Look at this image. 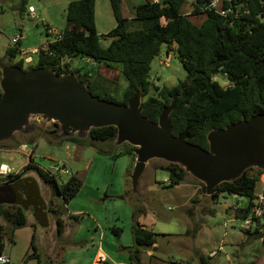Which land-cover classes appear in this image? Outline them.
Returning <instances> with one entry per match:
<instances>
[{"label": "rangeland", "instance_id": "rangeland-1", "mask_svg": "<svg viewBox=\"0 0 264 264\" xmlns=\"http://www.w3.org/2000/svg\"><path fill=\"white\" fill-rule=\"evenodd\" d=\"M71 1L75 0H26L25 10L21 11L20 0H0V70L15 64L20 56L32 58L31 63L22 59L23 70L29 65L35 66L37 56L33 51L44 47L64 30L66 7ZM140 2L121 0V14L127 22L134 16L133 6ZM193 2L185 0L181 13L189 15ZM94 4L96 33L106 35L115 26L109 2L94 0ZM28 7L33 8L36 19L31 18ZM203 18L192 16L191 20L198 25ZM46 26L55 35H48ZM19 34L22 40L18 47L24 54L9 60L6 50L14 46L11 40ZM100 42L107 47L110 40L102 38ZM165 59L166 46L162 45L160 55L151 63L150 95L155 87H172L186 77L174 52H170L163 63ZM70 65L72 71L97 67L87 59L73 60ZM98 71L116 82L117 95L121 96L126 80L118 71L105 66H99ZM214 79L222 87L228 84L222 75ZM53 124L31 118L22 132L0 144V163L16 174L26 168L32 155L33 162L43 170L52 171L56 167L67 170L66 174L55 173L59 183L73 174L81 179L82 186L68 204H63L33 171L24 170L23 177L36 181L44 208L33 211L30 205L25 211V224L12 229L0 220L5 228L2 254L9 258L10 264H107L111 261L128 264V254L123 248L133 243L131 229L135 220L157 234L152 248H157V255L166 264H264L262 238L246 235L242 221L233 215L236 206L248 203L246 198L221 193L212 199L201 191L200 182L190 174L180 184L170 187L164 182L169 180V175L161 169L167 163L158 159L146 163L133 189L130 182L136 161L133 146L116 145V139L94 142L83 148L65 146L67 143L58 140L60 132H56ZM30 140L35 141L36 146ZM130 148H133L131 156L123 154ZM113 154L118 156L113 158ZM263 180L264 174L257 190ZM47 206L55 212L60 208L57 214L63 223L61 234L56 230L54 216L45 211ZM258 229L263 234L262 229ZM98 250L104 252V262L95 256ZM211 252H215L212 257ZM140 259L143 264H149L142 253Z\"/></svg>", "mask_w": 264, "mask_h": 264}, {"label": "trees", "instance_id": "trees-1", "mask_svg": "<svg viewBox=\"0 0 264 264\" xmlns=\"http://www.w3.org/2000/svg\"><path fill=\"white\" fill-rule=\"evenodd\" d=\"M25 1L20 0L21 11L25 10ZM184 1H145L135 6L133 18L127 22L121 14V0H108L115 26L106 35L100 36L95 30L94 0L71 1L66 7L64 30L58 37L47 41L45 51L38 49L36 65H29L24 70L43 67L56 74H73L93 96L117 104H126L134 93L141 91L142 114L152 122H157L162 108L175 100L169 117L172 134L176 136L186 132L188 142L207 149L206 136L210 131L222 129L242 118L264 114V24L259 22L264 0H245L249 14L239 19H224L209 11L200 15L199 8L208 0H194L192 12L184 15L181 13ZM198 15L204 18L196 25L190 18ZM102 38L110 40L107 47L101 45ZM162 45L166 46V56L174 52L186 77L172 87H155L150 95L151 63L160 55ZM20 53L18 44L6 50L9 60ZM81 59L97 64V67L69 69L71 61ZM12 65L22 69L23 61L18 60ZM99 66L116 69L126 80L121 96L117 95L116 82L102 76ZM217 75L227 79V86L222 87L215 81ZM53 125L59 132L57 124ZM115 139L116 129L112 126L90 129L84 136H58L59 141L82 148L94 142H112ZM30 143L36 146L33 140ZM132 152L133 148H130L123 154L131 156ZM29 156L25 169L0 179V220L9 224L11 229L25 224V211L30 205L33 211L44 208L36 181L23 177L24 170L33 171L63 204H68L82 186L81 179L73 174L59 183L55 174L42 170L33 162L32 155ZM117 156L112 155L113 158ZM161 169L168 173L170 187L183 182L187 175L176 164L167 163ZM263 174L262 170L249 168L236 180L219 184L210 197L216 199L222 193L246 198L248 203L235 209L233 214L236 220L243 219L255 205V191ZM25 179L35 182L41 200L37 206L16 189V185ZM199 185L205 193L204 185ZM262 194L264 196V180ZM59 209L56 208L55 212L47 206L45 211L54 216L56 230L61 234L63 223L58 216ZM3 227L0 225V255L4 249ZM261 229V243L264 245V216ZM113 231L119 232L118 229ZM244 232L256 236L259 229ZM131 235L132 245L123 249L128 254L129 264H140V254L153 247L157 234L135 220Z\"/></svg>", "mask_w": 264, "mask_h": 264}, {"label": "water", "instance_id": "water-1", "mask_svg": "<svg viewBox=\"0 0 264 264\" xmlns=\"http://www.w3.org/2000/svg\"><path fill=\"white\" fill-rule=\"evenodd\" d=\"M0 74V143L22 132L35 117L56 123L64 137L84 136L90 129L112 126L116 129V145L127 143L135 148L136 161L130 175L133 189L152 159L180 166L204 185L208 196L219 184L236 180L249 168L264 171V114L210 131L204 149L188 142L186 132L172 134L169 117L175 100L162 108L157 122H152L142 114L141 91L126 104H117L93 96L70 73L8 65ZM16 186L34 206L41 203L32 179ZM255 238H262V234L257 233Z\"/></svg>", "mask_w": 264, "mask_h": 264}, {"label": "built area", "instance_id": "built-area-1", "mask_svg": "<svg viewBox=\"0 0 264 264\" xmlns=\"http://www.w3.org/2000/svg\"><path fill=\"white\" fill-rule=\"evenodd\" d=\"M262 3L264 5V1ZM245 6H246L245 0H239V1L238 0H208L203 6L199 8V13L201 15V14H204L206 11H209V12H213L219 15L220 17L224 19H227V18L239 19V18H244L247 14H249V9H247ZM28 12L30 13L32 19H36V16L34 15V10L32 7H28ZM259 22L261 24H264V7H263V15L260 17ZM40 23L42 24V21H40ZM45 29L48 35L49 34L55 35L54 31H52V29L49 28L48 26H46ZM21 40H22V35L19 34L11 40V43L13 45H16ZM46 47L47 46L44 45V47H42L41 50L45 51ZM37 52L38 50L33 51L35 55H37ZM167 58L169 57L166 56V59L163 61V63L168 60ZM23 60L26 63L32 62L30 56L25 57ZM46 172L51 173V174H55V173L66 174L67 170H65L63 167H56L52 171H46ZM10 173L12 172L9 170V168L6 165L0 163V175L5 176ZM164 182L169 183V181L167 180H165ZM256 192L257 193L255 194V197H256L255 205L251 207L249 214L245 218L240 219L242 221V228L250 232H253L257 230L258 228H261L263 224L264 209L262 208V206L264 205V196L262 194V187L260 188V190H257L256 188ZM237 208H239V206L235 207V209ZM214 254L215 252H211L210 256L212 257ZM98 260L100 262H104L105 256L100 255L98 257ZM0 264H10L9 258L1 254Z\"/></svg>", "mask_w": 264, "mask_h": 264}, {"label": "crops", "instance_id": "crops-1", "mask_svg": "<svg viewBox=\"0 0 264 264\" xmlns=\"http://www.w3.org/2000/svg\"><path fill=\"white\" fill-rule=\"evenodd\" d=\"M145 1H148V2H158V1H161V0H143V2H145ZM140 3H142V0H141V2ZM140 3H137L136 5H134L133 6V12H134V8H135V6H137L138 4H140ZM183 14V13H182ZM185 14V13H184ZM132 19V18H131ZM191 19V18H190ZM203 20V19H202ZM192 21V20H191ZM193 22V21H192ZM20 43V41L17 43V44H19ZM22 54H24L23 52L21 53V55ZM22 59H24V58H21V56H20V58H19V60H22ZM31 61H32V58H31ZM68 145H70V144H66L65 146H68ZM74 147H76V148H78L76 145H73ZM80 149V148H79ZM1 164H4V163H1ZM4 165H6V164H4ZM7 166V165H6ZM38 166V165H37ZM42 169V168H41ZM43 170V169H42ZM77 176V175H76ZM153 247H154V245H153ZM100 255H103V256H105V254H104V252L103 251H100V250H98L97 252H96V254H95V256H100ZM142 255L143 256H145L147 259H148V262H149V264H166V262H164L161 258H159L160 256L159 255H157V248H155V249H153V248H151V249H149V250H147V251H145V252H143L142 253ZM158 256V257H157ZM210 256V255H209ZM211 257V256H210ZM106 258V257H105ZM115 262V263H114ZM107 263V262H106ZM109 264H127L126 263V261H111V262H108ZM107 263V264H108ZM129 264V263H128ZM140 264H143V262L141 261V259H140Z\"/></svg>", "mask_w": 264, "mask_h": 264}, {"label": "flooded vegetation", "instance_id": "flooded-vegetation-1", "mask_svg": "<svg viewBox=\"0 0 264 264\" xmlns=\"http://www.w3.org/2000/svg\"><path fill=\"white\" fill-rule=\"evenodd\" d=\"M25 62V61H24Z\"/></svg>", "mask_w": 264, "mask_h": 264}]
</instances>
